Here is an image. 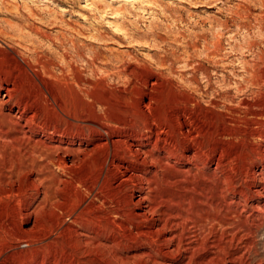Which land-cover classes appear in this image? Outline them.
Instances as JSON below:
<instances>
[{
    "label": "bare ground",
    "instance_id": "6f19581e",
    "mask_svg": "<svg viewBox=\"0 0 264 264\" xmlns=\"http://www.w3.org/2000/svg\"><path fill=\"white\" fill-rule=\"evenodd\" d=\"M18 59L25 62L0 52V264H264L254 262L264 229V131L251 128L263 124V111L245 101L221 113L182 95L165 112L130 111L115 125L81 118L77 131L61 132L40 122L59 115L39 103L44 94ZM87 160L96 187L134 186L125 200L134 210L112 209L117 222L88 217L101 196L71 179ZM52 168L59 179L49 178ZM62 188L75 194L67 221L55 212L67 205L56 198Z\"/></svg>",
    "mask_w": 264,
    "mask_h": 264
},
{
    "label": "rangeland",
    "instance_id": "374dc122",
    "mask_svg": "<svg viewBox=\"0 0 264 264\" xmlns=\"http://www.w3.org/2000/svg\"><path fill=\"white\" fill-rule=\"evenodd\" d=\"M0 52L23 57L18 60L44 94L39 103L59 115L41 116L52 130L77 131L81 118L129 122L130 111L165 112L182 95L202 101L206 110L216 103L221 113L241 111L246 101L264 112V0H0ZM2 113L12 121L7 107ZM261 123L251 128L264 131ZM63 157L71 163V156ZM93 166L90 160L75 165L71 179L101 196L89 204L100 210L88 217L117 222L113 211L134 210L125 204L134 186L117 192L96 187L89 177ZM51 171L50 179L60 178L58 169ZM62 189L56 198L65 197L67 205L55 212L67 221L75 194ZM257 240L254 262L264 259V229Z\"/></svg>",
    "mask_w": 264,
    "mask_h": 264
}]
</instances>
